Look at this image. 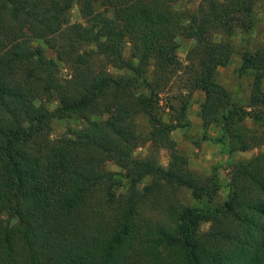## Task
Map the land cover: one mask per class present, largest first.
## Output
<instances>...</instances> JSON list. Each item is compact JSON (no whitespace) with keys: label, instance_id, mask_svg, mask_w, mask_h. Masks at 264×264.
Instances as JSON below:
<instances>
[{"label":"trees","instance_id":"16d2710c","mask_svg":"<svg viewBox=\"0 0 264 264\" xmlns=\"http://www.w3.org/2000/svg\"><path fill=\"white\" fill-rule=\"evenodd\" d=\"M181 1L0 0V264H264V153L229 165L218 202L215 172L188 170L170 136L199 92L202 141L264 146V43L239 52L247 98L215 79L257 0ZM70 117L83 126L52 138Z\"/></svg>","mask_w":264,"mask_h":264},{"label":"rangeland","instance_id":"374dc122","mask_svg":"<svg viewBox=\"0 0 264 264\" xmlns=\"http://www.w3.org/2000/svg\"><path fill=\"white\" fill-rule=\"evenodd\" d=\"M199 0H182L180 6L186 9H194ZM255 18L257 19L256 25L248 34H240L238 31L235 32L232 42L236 48V52L231 56L228 64L219 68L215 79L217 83L223 86L227 91L235 95L239 99H245L248 96L250 89L251 78L247 75L238 76L237 68L240 64L239 52L245 48L249 50L255 49L264 43V0H257L254 6ZM71 21H80L77 7L74 6L70 11ZM193 45L191 40H184L182 38L177 39V58L183 65L185 63V55L187 49ZM125 49V54H126ZM48 57L52 56L50 51H46ZM61 75L66 76L67 71L61 70ZM183 78H178L173 82L174 87H181ZM202 94L195 92L192 95V103L187 110V118L189 121V127L187 129L180 128L171 132L170 136L175 143L176 149L185 156L187 161V169L196 173L200 176H209L214 171L218 178L219 191L217 201L220 202L226 197V183L228 180L229 165L232 162L238 160L249 159L257 156L258 154L264 153V146H257L244 152H235L227 156L218 144L210 141H202L200 121L197 116L198 105L202 101ZM54 105L49 106L52 108ZM143 124L142 121H140ZM83 121L76 118L70 117L62 120H54L50 125V136L55 138L68 129H78L83 126ZM217 130L214 127L209 128L208 135L215 137ZM147 153V146L141 147L136 150L135 156L142 157ZM169 162V154L166 150H160L158 153V163L162 167H166ZM103 171L121 173V170L116 166L108 163L102 168ZM122 175V174H121ZM120 178V176L116 177ZM122 183L123 180L121 179ZM147 182V180H145ZM144 181V182H145ZM142 184L137 186L141 189ZM178 197L182 202L187 205H196V201L191 198L187 191H180ZM208 224H202L201 230L205 231Z\"/></svg>","mask_w":264,"mask_h":264}]
</instances>
